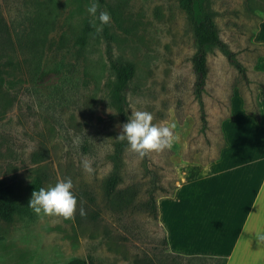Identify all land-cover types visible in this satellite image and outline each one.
Returning a JSON list of instances; mask_svg holds the SVG:
<instances>
[{
  "label": "rangeland",
  "instance_id": "rangeland-1",
  "mask_svg": "<svg viewBox=\"0 0 264 264\" xmlns=\"http://www.w3.org/2000/svg\"><path fill=\"white\" fill-rule=\"evenodd\" d=\"M182 1L96 0L98 12L111 15L97 31L87 12L92 0H0V180L16 206L10 220L0 218V264H145L147 258L169 264L162 221L171 225L173 211L177 221L188 196L205 201L203 165L224 146L223 127L232 138L241 125L247 140L261 138L264 126L250 122L259 120L254 113L264 98V0L202 1L246 75L217 49L207 52L203 125ZM106 43L112 58L133 67L126 119L116 111ZM135 110L151 112L153 123H174L179 139L144 158L123 142L116 189L132 186L136 195L135 207L120 211L107 199L105 180L122 125ZM84 159L93 162L92 174L84 172ZM68 177L78 200L74 220L38 216L28 207L36 182L47 188ZM151 181L155 218L139 205Z\"/></svg>",
  "mask_w": 264,
  "mask_h": 264
},
{
  "label": "crops",
  "instance_id": "crops-1",
  "mask_svg": "<svg viewBox=\"0 0 264 264\" xmlns=\"http://www.w3.org/2000/svg\"><path fill=\"white\" fill-rule=\"evenodd\" d=\"M258 113L259 120L250 123L262 127L264 98L258 101ZM246 116L252 120L253 115ZM240 128L232 138L223 127L224 146L203 165V204L188 196L177 221L175 211L171 225L162 221L170 253L221 257L224 264H264V246L259 247L252 235L264 230V129L261 138L251 141Z\"/></svg>",
  "mask_w": 264,
  "mask_h": 264
},
{
  "label": "trees",
  "instance_id": "trees-1",
  "mask_svg": "<svg viewBox=\"0 0 264 264\" xmlns=\"http://www.w3.org/2000/svg\"><path fill=\"white\" fill-rule=\"evenodd\" d=\"M203 0H183L182 6L187 14L191 24V32L194 44V53L192 55V70L194 73V87L193 94L196 98L199 110V117L202 125L205 123L203 103L200 98V93L207 75L206 54L212 48L217 49L226 59L227 63L231 65L240 76L246 80V75L243 66L236 59L235 52L231 51L227 45L217 35L216 28L209 13H207L202 6ZM264 12V8H262ZM106 58L110 69L114 74L113 97L115 99L116 111L121 119H126L127 116V101L124 91L128 86V82L133 75V67L130 63L120 61L112 58L109 45L106 43L105 48ZM262 87V95L264 96V89ZM258 119V111L254 113ZM123 142L116 143L115 152L113 154L112 163L113 169L111 174L105 180L106 196L113 207L117 210L132 209L134 206V198L136 195L135 189L132 186H127L122 189H116V184L119 180L118 171L120 169L119 156L122 151ZM39 183H35L34 189L38 190ZM156 185L153 181L147 189L146 199L140 203V209L147 212L152 218L156 217V206L153 191ZM16 210L14 200L11 195L10 188L0 180V218L10 220ZM169 264H224V258L212 256H182L179 254L169 253ZM145 264H167L165 260L156 261L143 259ZM183 262V263H181ZM68 264H90L82 259H75Z\"/></svg>",
  "mask_w": 264,
  "mask_h": 264
},
{
  "label": "clouds",
  "instance_id": "clouds-1",
  "mask_svg": "<svg viewBox=\"0 0 264 264\" xmlns=\"http://www.w3.org/2000/svg\"><path fill=\"white\" fill-rule=\"evenodd\" d=\"M100 5L96 0L88 6L87 12L93 17L91 21L97 31H101L104 25L111 23V15L107 11H99ZM99 21V26L96 25ZM154 116L145 110L131 112L128 122L122 125V132L117 139L121 142L127 141L130 150L140 158L152 153H162L171 149L179 137L175 133L176 125L153 123ZM92 161L84 159L82 168L85 173L92 174L94 168ZM74 184L70 177L59 180L54 186L41 187L32 192L28 207L39 215L49 217H61L65 220H74L77 212L78 200L73 192ZM79 214L86 216L83 207H80ZM259 247L264 246V230L252 234Z\"/></svg>",
  "mask_w": 264,
  "mask_h": 264
}]
</instances>
